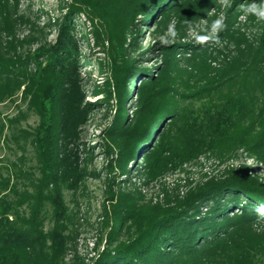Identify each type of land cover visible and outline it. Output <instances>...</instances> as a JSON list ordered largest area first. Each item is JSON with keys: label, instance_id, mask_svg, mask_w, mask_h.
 <instances>
[{"label": "rangeland", "instance_id": "obj_1", "mask_svg": "<svg viewBox=\"0 0 264 264\" xmlns=\"http://www.w3.org/2000/svg\"><path fill=\"white\" fill-rule=\"evenodd\" d=\"M262 7L264 0H0V173L40 179L32 142L47 131L51 96L53 115L70 124L57 141L70 157L56 177L65 264H98L115 212L126 206L145 216L241 166L264 180L263 154L229 152L228 142L222 151L187 153L181 137L224 103V74L207 78L211 68L221 69L242 40L263 41ZM209 83L210 94L196 95ZM150 119L131 154L133 131ZM18 178L23 189L27 177ZM42 216L50 232L51 200Z\"/></svg>", "mask_w": 264, "mask_h": 264}, {"label": "trees", "instance_id": "obj_2", "mask_svg": "<svg viewBox=\"0 0 264 264\" xmlns=\"http://www.w3.org/2000/svg\"><path fill=\"white\" fill-rule=\"evenodd\" d=\"M205 53L194 51L199 57ZM220 66L219 70L211 68L207 78L214 72L224 74L221 88L229 89L224 103L220 108L209 107L202 125L182 132V145L187 153H199L222 151L228 142L229 152L241 147L255 156L264 155V39L259 43L242 40ZM210 87L209 83L196 95L210 94ZM167 89L176 94L172 84ZM46 101L47 131L32 142L40 179L19 170L27 177L20 189L21 175L12 178L11 173H0V264H65L66 237L60 227L64 215L59 212L64 200L56 177L70 159L57 143L60 127L68 121L63 123L53 115L51 107L56 102L51 96ZM166 109L163 113L172 114ZM150 123L151 119L133 131L131 154L149 133ZM128 161L123 160L124 170ZM45 200L57 209L50 232L42 216ZM138 210L126 206L115 212L117 224L108 234L98 264H264V180L248 167L232 168L223 179L192 188L145 216L136 214ZM129 222H133V232L125 235Z\"/></svg>", "mask_w": 264, "mask_h": 264}, {"label": "clouds", "instance_id": "obj_3", "mask_svg": "<svg viewBox=\"0 0 264 264\" xmlns=\"http://www.w3.org/2000/svg\"><path fill=\"white\" fill-rule=\"evenodd\" d=\"M253 10H256V9H255V6H253ZM258 14L260 15L261 18H264V7H262V10H260V11L258 12Z\"/></svg>", "mask_w": 264, "mask_h": 264}]
</instances>
